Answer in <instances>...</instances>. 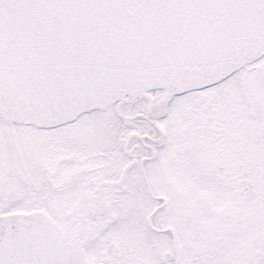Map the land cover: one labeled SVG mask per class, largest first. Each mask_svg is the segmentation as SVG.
I'll return each instance as SVG.
<instances>
[{"label":"snow or ice","instance_id":"1","mask_svg":"<svg viewBox=\"0 0 264 264\" xmlns=\"http://www.w3.org/2000/svg\"><path fill=\"white\" fill-rule=\"evenodd\" d=\"M0 264H264V0H0Z\"/></svg>","mask_w":264,"mask_h":264}]
</instances>
